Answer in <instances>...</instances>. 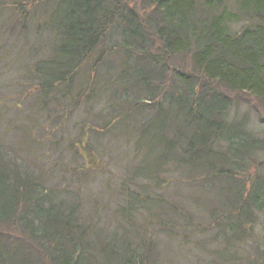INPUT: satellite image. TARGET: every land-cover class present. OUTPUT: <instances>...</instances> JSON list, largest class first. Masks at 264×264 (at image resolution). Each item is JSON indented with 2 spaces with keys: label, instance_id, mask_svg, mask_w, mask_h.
Listing matches in <instances>:
<instances>
[{
  "label": "trees",
  "instance_id": "trees-1",
  "mask_svg": "<svg viewBox=\"0 0 264 264\" xmlns=\"http://www.w3.org/2000/svg\"><path fill=\"white\" fill-rule=\"evenodd\" d=\"M38 1L34 21L18 6L23 35L29 18L34 38L44 16L48 27L49 43L29 50L47 48L33 68L34 112L60 120L48 107L61 96L69 116L79 106L94 118L96 134L124 121L141 153H129L115 187L104 182L97 198L79 191L66 202L0 140V264H262L264 125L255 133L233 118L229 94L264 106V0H141L148 17L125 0ZM180 63L191 70L173 67ZM11 111L0 109V120ZM88 120L69 149L80 156L83 146L94 169Z\"/></svg>",
  "mask_w": 264,
  "mask_h": 264
},
{
  "label": "rangeland",
  "instance_id": "rangeland-1",
  "mask_svg": "<svg viewBox=\"0 0 264 264\" xmlns=\"http://www.w3.org/2000/svg\"><path fill=\"white\" fill-rule=\"evenodd\" d=\"M32 1L0 0V109L8 106L12 107V111L8 112L0 120V140L4 144H9L11 149L19 151V154L32 165L24 164L25 166L27 165L33 170L41 171L42 174L47 176L49 179L48 185L54 187L58 201H70L73 197H76L73 194L79 191L81 195L83 194L87 198H97L101 194L104 182L109 181L112 187H115L117 182H120L123 174V165L130 158L129 153L141 152L131 146L128 138H126L129 132L124 121L116 127L114 134L109 132L108 134L104 133L102 136V131L96 134L93 132L94 118L92 116L90 119L84 118L83 111L79 106H72L73 112L69 116L70 109L64 101L66 99H62L61 96L55 98L56 100L51 102L48 107L55 112L54 120L56 117H60V120L47 122L46 111L41 110V116L34 112L37 91H32L35 90L34 87L37 86L39 80L34 76L33 68L38 61L45 60L47 48L43 47L41 49L43 53L38 56H32L29 54V50L31 49V52H34L33 47L37 43L47 45L49 37L48 32L45 31V28L48 27L45 24L46 16H44L43 21L45 23H41L43 32L39 37L34 38L32 33L34 24L31 21L37 20V18L34 16L33 11H35V8ZM41 1H38V3H41ZM28 2H31L34 9L27 4ZM125 2L141 12V15L145 17L150 15L147 14L149 9L143 8L141 0H125ZM22 3L28 9L30 8L31 21L30 18L29 21L25 20L31 28L30 33L27 35H23V31L19 32V26H22L21 22L24 15L19 5ZM9 25L13 31L9 30ZM186 60L188 59L185 58L183 62L189 65ZM28 62L29 65L27 67L26 64ZM173 67L180 70H191L187 67L182 68L181 63L179 65L175 64ZM44 72L47 73V70ZM28 90L30 92L26 93ZM229 96L233 103L232 117L236 116L238 119L243 120L247 123V129L257 133L260 130V126L264 125V106H260L244 93L229 94ZM82 118L85 120L89 119L88 121L90 122L86 143L93 147L96 153L94 154V169L90 167V162L85 160L88 157V153L85 152L83 146L78 147L80 156H74L69 149V144L77 138V134L80 132L86 133V130H88L87 127H82ZM9 120L12 121V125L6 124ZM20 123L29 127L32 134L30 139L33 141L23 136V131L18 127ZM43 123L45 130L40 129ZM53 142L55 143L53 144ZM143 152L150 153L149 148H144ZM153 152H157V149L153 150ZM126 153L127 158L124 156ZM97 167L101 168V170L95 172ZM81 170L88 171V177ZM104 201L106 203L103 204L102 213L104 215L102 218L106 220V217H109L111 211H113V204L109 203L110 199L106 194L104 195ZM261 221H264V215L261 217ZM109 222H111V219ZM259 227L257 225V230H260ZM262 236L258 243L261 252L263 251L260 257L262 264H264V231H262ZM250 243L249 241L243 246L241 253L245 254L251 251ZM219 245L222 247L221 244H214L213 247L218 248ZM172 246L175 247L174 245ZM32 251L38 252V249L35 248ZM173 259H181V255L175 256ZM40 262L37 261V264H43L45 261ZM173 264H186V262L176 261Z\"/></svg>",
  "mask_w": 264,
  "mask_h": 264
}]
</instances>
